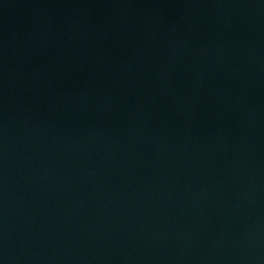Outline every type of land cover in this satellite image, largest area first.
<instances>
[{"label":"water","instance_id":"water-1","mask_svg":"<svg viewBox=\"0 0 264 264\" xmlns=\"http://www.w3.org/2000/svg\"><path fill=\"white\" fill-rule=\"evenodd\" d=\"M0 264H264V0H0Z\"/></svg>","mask_w":264,"mask_h":264}]
</instances>
